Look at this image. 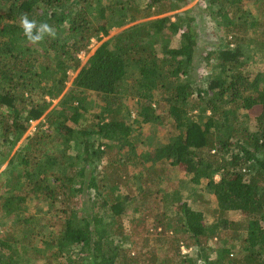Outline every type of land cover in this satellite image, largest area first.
I'll return each mask as SVG.
<instances>
[{
    "label": "trees",
    "instance_id": "1",
    "mask_svg": "<svg viewBox=\"0 0 264 264\" xmlns=\"http://www.w3.org/2000/svg\"><path fill=\"white\" fill-rule=\"evenodd\" d=\"M135 1L0 0V132L9 151L79 71L59 112L46 116L48 130L9 163L12 182L0 194V211L20 227L0 239V264H64L61 257L65 264H264V71L251 68L264 56V0H208L223 36L202 55L212 73L200 78V39L189 11L139 22L179 11L188 0ZM25 13L54 27L57 38L30 44L19 26ZM115 26L127 27L80 69L81 53ZM92 94L103 105L85 118ZM128 99L136 100L133 109ZM144 126L155 147L140 153ZM71 142L80 149L60 151ZM139 165L145 169L129 172ZM175 170L185 177L161 189ZM130 182L141 184L139 196L122 193ZM85 192L90 203L79 215L73 202ZM31 198L65 208L58 236L24 222ZM208 213L216 221L209 223ZM125 218L134 231L151 218L156 223L138 250L123 234ZM165 235L175 252L158 257L148 243Z\"/></svg>",
    "mask_w": 264,
    "mask_h": 264
},
{
    "label": "rangeland",
    "instance_id": "2",
    "mask_svg": "<svg viewBox=\"0 0 264 264\" xmlns=\"http://www.w3.org/2000/svg\"><path fill=\"white\" fill-rule=\"evenodd\" d=\"M135 3L137 5H142V4H148V0H136ZM248 10L252 11V13L255 15V17H261L260 16V11L259 8H254L249 5L248 6ZM185 11H189L191 13L192 16H194L195 19V26L196 29L198 31L199 34V39H200V46L198 47V54H197V60L195 62V73H196V77L200 78L203 76H208L212 73L211 67L206 66V64H204V61H202V55L205 54L206 50H207V46L209 45V43L211 44L213 43H219L220 42V38L223 36V30L220 28L219 25V21L217 19V17L212 15V7L210 5V2L208 0H188V2L179 10V11H175V12H168L162 15H158V16H152L149 17L147 19H143L139 22H147V21H152L155 19H159V18H163V17H171L174 19L175 15L178 13H182ZM127 26H115L114 28H112L108 35H102L101 39H97L94 38L91 41L90 46L88 47L87 51H84L81 53L80 55V61H81V65H80V69L87 63L88 59L91 57V55L96 51V49L104 42H106L107 40L111 39L112 37H114L116 34H118L119 32H121L123 29H125ZM212 41V42H211ZM249 47L245 48L244 51L248 52ZM254 63L252 64L253 69L255 70H259V71H264V56L263 58H261V55H257L256 59H254ZM79 69V70H80ZM79 71H75V72H70L69 73V80L66 86V89L64 91V94L62 95V97L69 91V89L72 87V83L74 81V79L77 76V73ZM200 80V79H199ZM198 80V81H199ZM62 97H60L59 99L53 101L50 105V108L48 110V112L39 120L37 121H32L29 123L28 129L26 130V132L22 135L19 143L13 147V149L11 151H9L10 145L9 143L3 139L2 136V132H0V183L3 182L4 185L0 184V194H3L4 191L7 190L8 186H6L7 183L12 182V178L11 176L12 174V168L11 166H9V163L11 161V159L13 158V156L15 155V153H17L21 148V145H23L26 141H28L29 138L33 137L34 135L41 134L42 131L44 130H48V127L45 126L46 123V116L50 113H57L59 112V104L60 101L62 99ZM90 102L92 103V109L89 113L85 114L84 117H88V118H92V115L99 111V109H101V106L103 105V103L101 102L100 98H98L95 95H91L89 98ZM136 102V100L134 99H128L127 101H125V106H129L133 109L134 107V103ZM7 111V110H5ZM134 111V110H133ZM127 112V109H126ZM252 114V113H251ZM255 112L252 114V116H254ZM135 117V114H132V118ZM42 125H44V127H42ZM69 125L72 126V124L69 123ZM76 129V126H73ZM143 128V132L144 135L146 136L147 139V143L146 145H143L141 140H138L136 137H134V139L138 140L139 143L141 145H137V150L141 153L144 150H149V149H153L154 144V139H153V133L152 131H150L148 129L147 126L141 127ZM161 129V128H160ZM57 133L56 128L52 129V134L54 135L55 132ZM136 133H139L138 131H135ZM77 134L75 135V138L77 137ZM133 139V138H132ZM133 139V140H134ZM154 142V143H153ZM73 148L69 147V146H64L62 147V149L60 151H65L67 152L69 151H74V150H79V146L77 145V142L72 143ZM55 148V147H54ZM101 163L99 164V167L101 169H105V160L101 159ZM146 167H148V164L146 165ZM145 169V166H136V167H129V172L130 173H138L141 172ZM170 171V170H169ZM173 176V179H176L174 181L169 182L168 179L170 177ZM184 178L185 174L181 171L175 170L172 171L171 175L167 178V180L164 182V184H162L161 189L163 188V190L168 191L170 188L174 189L177 185V181L179 180L178 178ZM216 179L218 180L219 177H216ZM12 184V183H11ZM141 184L135 185L134 183H128L127 186L125 188H123L122 193L127 194V193H131V195H136L139 196V191H137V188L140 186ZM94 195V191H91V196ZM94 197V196H93ZM157 199L156 202L158 203V211L162 212L163 209V204L161 203V196H155ZM95 202L92 205V211L93 212H98L100 211L99 208V198L95 197ZM31 201V202H30ZM29 201V206H28V210L26 209L23 217L25 219V223L30 224L33 226H36V222H38L37 226L40 225H47V227H49L48 229H46L44 231V235H49L52 233H55L56 236L59 235V232L62 229V221L61 219H63L65 216L63 209H65L64 207L61 206L60 202H56L55 205H52L51 201L49 200H43L42 202H38L37 200H33V198H31ZM85 203V204H84ZM89 202V195L87 192L83 193V194H79V196H77V198L75 199V201L73 202V207L78 210L79 215L83 214V210L86 209V207L88 206ZM1 204V202H0ZM30 209V210H29ZM127 216H129L130 218L133 216L131 213H128ZM162 216L159 218L161 219ZM216 217L214 215H212L211 213H208L207 215V220L209 223H212V221H216L215 219ZM11 219V220H10ZM8 219L7 217L2 216V212L0 211V239L4 238L6 236V232H11L12 230H14V228L16 227H20V224H18L19 222L16 221V219L14 218H10ZM34 219V221H33ZM158 219V220H159ZM153 220V218H151V220L148 222H146L145 225H141V227H137L135 229V231L133 230L132 224L131 222H129L128 218H125L123 220V234L125 235V237L127 236L128 238H130V242L133 244V248H135L136 250H138L141 247V241L145 238H150L153 237L155 235V231H153V228L155 226L156 223L153 222V224H151V221ZM159 224V223H158ZM36 226V227H37ZM148 231V232H146ZM224 236V234H223ZM40 236H38L37 238H39ZM115 236L113 238V246H116L119 242V237ZM160 239V240H158ZM157 240V242H156ZM172 242V236L171 235H165V237L160 236V238H155L152 239L150 241V243H148L150 245V250L155 249L156 253L158 255V257H162L163 255L167 254V251L170 250L171 253L173 254L174 251V246L171 245ZM45 244V242H44ZM211 244V243H210ZM220 245V244H219ZM38 247H42L43 248V244L41 242L38 243ZM217 247V245L215 246ZM134 249V251H135ZM194 247L191 248L192 251L195 252ZM145 250H149L148 246L145 248ZM184 253H189L188 250L183 249ZM191 252V253H194ZM50 254V253H49ZM53 254V253H51ZM50 254V255H51ZM174 255V254H173ZM60 262L61 263H66V258L65 257H61L60 258ZM36 264H43L42 263H36Z\"/></svg>",
    "mask_w": 264,
    "mask_h": 264
},
{
    "label": "clouds",
    "instance_id": "3",
    "mask_svg": "<svg viewBox=\"0 0 264 264\" xmlns=\"http://www.w3.org/2000/svg\"><path fill=\"white\" fill-rule=\"evenodd\" d=\"M19 26L25 39L32 45H38L45 38H57V31L54 27L46 22L38 23L35 19H30L26 13L19 17Z\"/></svg>",
    "mask_w": 264,
    "mask_h": 264
}]
</instances>
